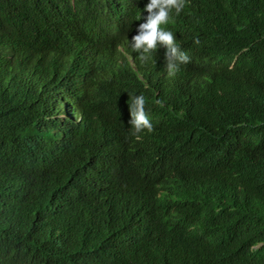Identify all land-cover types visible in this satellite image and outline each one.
Listing matches in <instances>:
<instances>
[{"label":"trees","instance_id":"obj_1","mask_svg":"<svg viewBox=\"0 0 264 264\" xmlns=\"http://www.w3.org/2000/svg\"><path fill=\"white\" fill-rule=\"evenodd\" d=\"M33 5L55 0H0V14ZM128 27L64 32L13 70L5 34L35 24L0 20V264H264V0H187L164 25L190 57L171 78L159 49L117 55ZM137 95L153 125L139 140Z\"/></svg>","mask_w":264,"mask_h":264},{"label":"clouds","instance_id":"obj_2","mask_svg":"<svg viewBox=\"0 0 264 264\" xmlns=\"http://www.w3.org/2000/svg\"><path fill=\"white\" fill-rule=\"evenodd\" d=\"M186 3L187 0H148L142 9L137 2L101 0L104 8L99 16L94 13V0H55L54 9L35 5L29 8L8 7L1 11V21L13 24L30 18L35 24V29L31 35L27 34L22 39L12 33L5 34L7 43L1 46L3 57L6 65L13 70L29 69L36 66L45 56L47 46L58 43L64 32L70 35L82 34L93 42H104L113 33L115 24L128 22L127 30L115 34L117 55L138 57L141 63H146L159 49L164 53L165 73L171 78L180 71L181 66L190 63V57L181 50L173 32L165 30L164 25L172 21L173 12L179 15ZM55 9L63 13L65 20L56 26L57 32L53 35L47 32L44 21ZM194 43L198 45L199 39L196 38ZM155 103L163 106L160 99ZM127 104L130 133L139 140L142 133L153 131V125L145 110V97L129 96ZM58 119L65 120L67 116L60 112ZM76 119L77 117L71 115L70 120L78 123Z\"/></svg>","mask_w":264,"mask_h":264},{"label":"rangeland","instance_id":"obj_3","mask_svg":"<svg viewBox=\"0 0 264 264\" xmlns=\"http://www.w3.org/2000/svg\"><path fill=\"white\" fill-rule=\"evenodd\" d=\"M261 245H262V242L257 241V242H255V243H253L251 246H252L253 248H258V247H260Z\"/></svg>","mask_w":264,"mask_h":264}]
</instances>
